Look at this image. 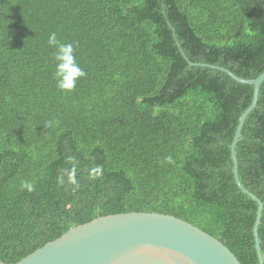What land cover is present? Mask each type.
I'll return each instance as SVG.
<instances>
[{"label":"trees","instance_id":"1","mask_svg":"<svg viewBox=\"0 0 264 264\" xmlns=\"http://www.w3.org/2000/svg\"><path fill=\"white\" fill-rule=\"evenodd\" d=\"M52 32L86 72L72 92L56 87ZM214 66L264 72V0H0V264L133 211L186 220L257 264V202L230 152L254 87ZM235 151L263 202L264 264V80Z\"/></svg>","mask_w":264,"mask_h":264},{"label":"water","instance_id":"2","mask_svg":"<svg viewBox=\"0 0 264 264\" xmlns=\"http://www.w3.org/2000/svg\"><path fill=\"white\" fill-rule=\"evenodd\" d=\"M214 67L225 71L238 82L252 84L254 87L252 102L239 119L230 152L238 187L257 202L253 235L257 264H263L257 232L263 202L241 184L235 146L246 116L256 106L264 72L256 78L243 79L226 68ZM13 264L241 263L220 240L186 220L169 214L133 211L98 216L73 226Z\"/></svg>","mask_w":264,"mask_h":264},{"label":"clouds","instance_id":"3","mask_svg":"<svg viewBox=\"0 0 264 264\" xmlns=\"http://www.w3.org/2000/svg\"><path fill=\"white\" fill-rule=\"evenodd\" d=\"M47 44L50 48L54 49L53 61L55 70L53 78L56 87L61 92L68 93L74 91L78 81L86 76V72L77 60L75 44L73 42H62L57 38L55 32L49 34ZM29 190H31L30 186Z\"/></svg>","mask_w":264,"mask_h":264}]
</instances>
